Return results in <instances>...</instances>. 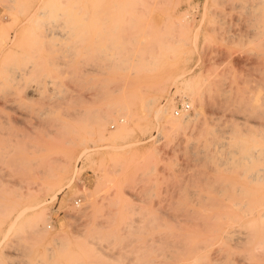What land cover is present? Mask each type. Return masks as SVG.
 <instances>
[{
    "label": "rangeland",
    "instance_id": "obj_1",
    "mask_svg": "<svg viewBox=\"0 0 264 264\" xmlns=\"http://www.w3.org/2000/svg\"><path fill=\"white\" fill-rule=\"evenodd\" d=\"M252 142L264 0H0V264H253L242 233L188 240L264 191Z\"/></svg>",
    "mask_w": 264,
    "mask_h": 264
},
{
    "label": "bare ground",
    "instance_id": "obj_2",
    "mask_svg": "<svg viewBox=\"0 0 264 264\" xmlns=\"http://www.w3.org/2000/svg\"><path fill=\"white\" fill-rule=\"evenodd\" d=\"M189 71H187V72H189ZM184 74H185V72H184ZM181 75H183V74H181ZM193 80L194 79L192 77L191 78H187V79L186 78L185 79L183 78V80H182V82L185 84V86L189 87L188 89H189V91L191 93H193L194 90H195L193 88V86H192V84L194 83ZM196 113L197 112H196V107H195L194 114H196ZM155 114H156L157 118L160 117V116H163L168 122H170L172 124L174 122L173 115L171 114V112L166 107H163V108H161V106L160 107H157V108L155 107ZM186 118H188V115H184L183 117H181V119H186ZM169 126H171V125L169 124ZM109 135L111 136L110 138H112V137L113 138L114 137L117 138V136H118V134H116V133L113 136H112V134H109ZM105 138L108 140L107 137H105ZM213 142H215V141H213ZM240 145L241 146L239 147V149H243V154H242V156L239 157L240 159H239V161L237 163H239L240 166L243 167V169H244L243 171L247 172L249 170V168H250L248 166V164L249 165L250 164L252 165L254 163V161H255V160H253V157L255 156V154H257V156H255V158H263L264 157V147H262V146L257 147L256 144H254L253 142H252V144H240ZM87 150H88L87 147L84 148V150H82L81 154L82 153H85ZM233 152H235V151H233ZM68 162H69V158L65 159L64 164L61 165V168L59 169L58 176H57L58 178H56L58 181L56 180L57 181L56 183L54 181L55 184L53 185V183H52V186H50L51 185L50 184L49 187L45 190L46 193H50L51 194V197L53 199H55L57 197V195L59 193L58 191L62 188L60 186H63V184H61V182L62 181L64 182V180L67 179V176H68V168H67V165L66 164ZM239 164H237V166H239ZM258 170L261 171V175L259 174L258 179L259 180H262L264 178L263 177L264 176V168H263V166L261 168L258 167ZM247 173L250 174V172H247ZM250 175H251L250 177H254V174H252V172H251ZM251 180H253V179H251ZM59 184H61V185H59ZM56 185H59L60 188L55 187ZM56 189H58V191ZM226 196H227V194H226ZM41 203H42V200L40 199L39 196H37V198H34V203L29 204V206L26 207V208H31V211L29 213V217L28 218L32 222H34L35 224H37L38 222H41L43 224L44 223L43 221H45V219H46L45 216L42 215L43 213L41 214L42 211H39V210L34 211V209H32V208H38L37 206H40ZM44 203H45V200H44ZM233 205L237 207V210L238 211L237 210L236 211H234V210H227V211H222V212L219 211L220 213L219 212L218 213L216 212V215L213 217L215 219V222L212 225L211 229L209 230V233L205 237L200 238V237L191 235V237L188 238V240H189V253H192V252H194L196 250L197 245L199 244L200 241H204L205 242L206 240L208 241L209 239L211 241V239L213 240V239L220 238L222 240H225L223 242H226V239L227 240L228 239H231V233H235V232L237 233V232H239L240 234L242 233V234H244L246 236V237L243 236L242 238H244L245 241L247 239V242H248L247 250H246L245 253L243 252L244 254L242 256H247L251 260V262L253 264H264V257L263 258L257 257V256H264V191H262V192H254V193L245 192L243 198L242 199H238V200L236 199L233 202ZM23 210H26V209H23ZM19 212L20 213L17 214L16 218H18L23 211L21 210ZM204 214H205V212H204ZM15 220H17V219H15ZM205 224H206V222H205ZM234 225H236L238 228H234L233 227ZM40 228H43L44 229V225H42V227H40ZM243 228L245 230H243ZM203 229L206 230V228H204V227H203ZM55 232H56V230H55ZM42 234H41V236H43ZM174 235H176V234H174ZM201 236H202V234H201ZM105 239H107V238H105ZM220 242H221V240L218 243H220ZM235 243H236V241H235ZM207 244H209V246H210V243H207ZM198 247H199V245H198ZM81 253L84 254L85 253V250H83ZM193 256H194L193 261L196 262V261H199V259L202 256H204V255H203V253H196ZM204 262H205V260H204ZM186 263H187V261H186ZM179 264H181V263H179Z\"/></svg>",
    "mask_w": 264,
    "mask_h": 264
},
{
    "label": "built area",
    "instance_id": "obj_3",
    "mask_svg": "<svg viewBox=\"0 0 264 264\" xmlns=\"http://www.w3.org/2000/svg\"><path fill=\"white\" fill-rule=\"evenodd\" d=\"M189 109V104L188 103H184L182 105H180V108H176L175 109V114H178L180 110H187Z\"/></svg>",
    "mask_w": 264,
    "mask_h": 264
}]
</instances>
